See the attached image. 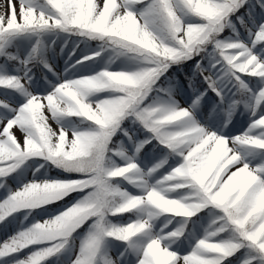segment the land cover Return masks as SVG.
<instances>
[{
    "label": "snow or ice",
    "instance_id": "6c2138e0",
    "mask_svg": "<svg viewBox=\"0 0 264 264\" xmlns=\"http://www.w3.org/2000/svg\"><path fill=\"white\" fill-rule=\"evenodd\" d=\"M0 233V264H264V0H2Z\"/></svg>",
    "mask_w": 264,
    "mask_h": 264
},
{
    "label": "trees",
    "instance_id": "16d2710c",
    "mask_svg": "<svg viewBox=\"0 0 264 264\" xmlns=\"http://www.w3.org/2000/svg\"><path fill=\"white\" fill-rule=\"evenodd\" d=\"M57 172H58V170H53L52 175H56ZM63 175H69V174H63ZM68 202H70V201H69V200H66V201H61V202H58V203H56V204H54V205H50V206H48V207H49V210H50L49 214L41 215V217L49 216V215L53 214V213L56 212L57 210L63 208V207L65 206V204L68 203ZM114 219H115V218H114ZM120 219H127V217L125 216V217L120 218Z\"/></svg>",
    "mask_w": 264,
    "mask_h": 264
},
{
    "label": "rangeland",
    "instance_id": "374dc122",
    "mask_svg": "<svg viewBox=\"0 0 264 264\" xmlns=\"http://www.w3.org/2000/svg\"><path fill=\"white\" fill-rule=\"evenodd\" d=\"M0 2H2V0H0ZM181 103H183V100H181ZM17 135H19V133H17ZM73 175H75V174H73ZM70 202H71V201H70ZM70 202H68V203H70ZM64 207H65V206H64ZM64 207H63V208H64ZM63 208H61V209H59V210H63ZM59 210H57V211H59ZM57 211H56V212H57ZM56 212H54L53 214H55ZM49 216H50V215H49ZM49 216H44V217L37 216L36 219H37L38 221H40V222H43V220H44V219H48ZM18 227H19V225H16V226H15V228H18ZM15 228H11V229H9V232L14 231ZM3 236H4V234H3V233H0V239H2Z\"/></svg>",
    "mask_w": 264,
    "mask_h": 264
}]
</instances>
